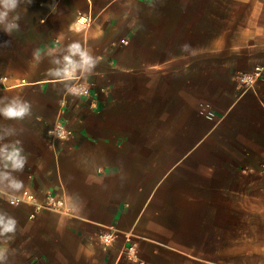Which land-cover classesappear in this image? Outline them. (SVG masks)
<instances>
[{"label": "crops", "instance_id": "0c3cea01", "mask_svg": "<svg viewBox=\"0 0 264 264\" xmlns=\"http://www.w3.org/2000/svg\"><path fill=\"white\" fill-rule=\"evenodd\" d=\"M10 16L0 101L31 115L0 116V147L27 157L23 188L0 187L5 264H264V81H235L264 66V0H21ZM73 42L98 60L72 82L88 96L49 75ZM23 191L69 213L8 204Z\"/></svg>", "mask_w": 264, "mask_h": 264}, {"label": "clouds", "instance_id": "9594fccd", "mask_svg": "<svg viewBox=\"0 0 264 264\" xmlns=\"http://www.w3.org/2000/svg\"><path fill=\"white\" fill-rule=\"evenodd\" d=\"M20 3L21 0H0V25L3 26L6 33L10 34L19 27L17 23L19 17H11L10 14L18 8ZM184 47L186 48L187 46ZM62 61V67L50 69L49 75L55 81L64 83L67 93L72 95L84 94L86 86L72 82L78 81L80 76L90 75L98 63L97 58L83 48L80 43L73 42L67 46ZM52 63L60 64V61L53 59ZM30 115L31 105L27 101L20 98L0 101V116H3L5 119L23 120ZM0 159L4 161V167L10 169V171L0 173V187H3V182L7 181L6 188L3 191L19 192L23 188V182L15 178L12 173L22 172L27 163V157L23 154V148L17 147L15 144L9 148L5 144L0 147ZM11 203L15 205L18 203V200L13 199ZM16 230L17 220L5 212H0V237L9 238V234L14 235ZM6 261L7 249L0 248V264H5Z\"/></svg>", "mask_w": 264, "mask_h": 264}, {"label": "built area", "instance_id": "2783aa9c", "mask_svg": "<svg viewBox=\"0 0 264 264\" xmlns=\"http://www.w3.org/2000/svg\"><path fill=\"white\" fill-rule=\"evenodd\" d=\"M125 44V42H123ZM237 86L243 92L253 89L257 83L264 81V66H257L251 72L245 74H238L235 76ZM78 96H88V90L84 94ZM51 133V134H50ZM52 141L66 142L72 136L69 129L66 128L64 123L57 122L56 125L49 132ZM264 169V166H262ZM13 199L18 200L17 204H12ZM8 204L13 207H19L22 205H28L33 207L34 212L50 211L54 213L68 214L65 201L61 198L48 196L43 204H39L36 201V197L29 191H23L20 195L11 197L8 199ZM34 218V214L30 216ZM117 231L113 228H104L101 232L96 235V239L102 249L107 250L110 248L117 238ZM129 252H133V249H129Z\"/></svg>", "mask_w": 264, "mask_h": 264}]
</instances>
